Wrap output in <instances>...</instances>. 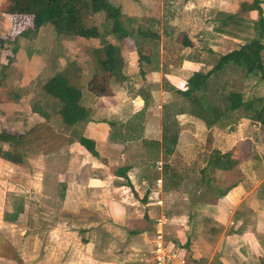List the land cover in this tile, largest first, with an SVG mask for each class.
<instances>
[{"label": "crops", "instance_id": "0c3cea01", "mask_svg": "<svg viewBox=\"0 0 264 264\" xmlns=\"http://www.w3.org/2000/svg\"><path fill=\"white\" fill-rule=\"evenodd\" d=\"M8 1L10 0H0V16L7 17V23H11L12 26L11 19L5 12L6 8L3 7L5 5L6 7L8 6ZM139 1L141 3H138ZM176 1L177 0H162L159 15L162 21L159 23L163 25L162 27H164L165 30H169L168 33L165 32L164 37H171L173 33H171L172 28H168L166 23L172 21L173 18L174 20H178V16H176L175 12L180 11L181 8L177 6V4H174ZM184 1L188 2V5H184L183 11L201 8L200 12L193 10L192 14H200L202 18L204 16L203 20L201 19V25L204 28L197 30L196 27L197 34L191 35L192 31L190 27L194 26L195 30L196 26V23L191 20L189 24L187 23L185 29L181 28L182 30H180L181 33L179 34V38H187V40L191 42V46L181 49V47L179 48L180 42L177 43L176 41L173 43V49L172 46L169 47L167 44L160 45L158 47L159 54L152 57L150 64L142 62L143 65L148 66L153 64L160 68L149 71L143 69V65L139 68L138 57L135 58V60L132 59V62L127 61L124 57V51H131V49H133L130 48L127 43H118L125 62L127 63L125 68V76L127 79L122 84L117 83L110 74L103 72L98 65L99 70L97 71L94 68L88 70L85 63L84 68L80 65L75 67L78 78L80 80L85 79V83L82 85L80 84V86L82 87L83 102L91 112V121L78 127V129L81 128L82 136L94 142L98 156L95 157L90 155L79 145L76 135L71 140L68 139V136L66 137V143L62 145L63 147L60 151H62V160L64 162L62 172L69 180L62 188V203L64 204L71 200L69 207H72L71 209L78 208V210L84 209L86 206L89 209L96 207L103 208L107 210L109 223L120 226L126 224V214L134 207L137 209H146L149 205L154 207L159 214V208L152 205V203L155 198H160L163 201L166 214L171 219L170 225L166 227V232L167 228L174 226L175 221L178 223L175 230V238L170 240V242L172 241L171 244L174 247V252L178 254V257L185 260V264H200V259H204L202 260L205 262L204 264H264V177L261 178L264 173L259 175L254 171H250L251 174H253L252 176L257 177V180L255 185L249 188L246 179L250 178V176L244 168L245 164L251 161V156H254L253 150L249 148V150L246 151V149L250 147V145H254V140H259L261 138L262 133L255 134V131L258 130L256 127L259 124L246 119H240L237 124H232L226 131H223L219 126L207 128L202 121L188 114L185 104L187 102L186 100L179 96L175 98L173 93L169 91L166 86L161 84V82L165 80L167 86L183 91L186 80L194 72H205L210 70L216 64L219 55H224L232 50L238 49L239 47H233L227 52L211 50V47L217 49L223 43L227 45L230 44L229 40L234 42L237 40V37L226 34L223 35V33L215 30L217 27L221 26V23L216 22L215 16L217 12L234 14L238 11L240 3L248 2V0ZM117 4L121 7L122 13L126 16H139L138 11L140 6L142 8V15L140 16L148 18L149 21H154V19L150 17L154 16L152 14L154 8L152 7V0H137V2L134 0H118ZM170 4H172V6ZM259 6L262 9L264 17L263 0H260ZM170 8L171 12L168 11ZM188 16L190 15L188 14ZM249 20L251 22L257 20L256 11H251L249 13ZM11 26L9 28L13 29L14 32L9 34L10 29H8V26H4V24L0 25V39H7V41H9H6L2 46L0 45V56L2 49L3 56L4 50L6 52L9 46L12 47V50L15 48L17 49L15 55V59L17 60H15L10 68H6V65L3 64L2 57H0V106L2 103L10 101L6 106L10 107L12 105V107H16L20 105V102L22 105V97L19 101L15 100L14 95L16 94L11 93V90L16 91L18 88H16V85H14V88H10L11 86L8 85L9 82L7 78L10 77L9 75L11 74L7 75V72H15L17 70L15 66L20 61L19 58L24 55L25 63L29 69V75L33 78V82L35 83V79L39 78V74L46 67V64L43 57H39L37 54L33 55V47L32 45H28L30 43L32 44L33 40H35L34 38L37 37L39 33L37 36L29 39L19 37L21 39L19 40L17 36L22 29H18L17 24H14V26H12L13 28ZM43 27L44 26L41 28ZM6 29H8V31ZM216 36L222 37V39H215ZM196 39L199 41L198 46ZM24 43L27 44L26 47ZM199 44L201 46H199ZM234 46H236V44H234ZM60 48L63 49L61 52L66 50L64 46ZM145 48L148 49V53L150 46L148 47L147 45ZM210 52L213 53L210 57H207ZM214 55L215 58H213ZM66 57V54H64V56L61 55L62 62L66 64L67 67L69 64L71 65V63L68 64L69 60ZM93 59L94 57L89 59L91 64L93 63ZM207 64L211 65L207 67ZM163 65H166V67L173 66V69L165 71ZM134 66L140 77V69L144 74V76L141 77L143 79V85L146 83H154L151 85L146 84L147 86H145L147 88L144 92L141 91L140 88L135 90L131 87L132 85L135 87L131 82L132 77L130 76V73H133ZM85 70L89 72L84 73L83 71ZM100 76L107 79L108 83L105 84L104 79H101ZM24 77V74L19 73V78L23 79ZM141 94H144L146 97L145 100ZM165 106L171 107L170 112H168V117L174 120L170 135L176 136V144L170 153H165L162 148L163 129L165 124L163 121V107ZM1 111H3V108H0V113ZM34 120H36L37 123H43L45 121L37 114H33V121ZM0 121V128L3 132L21 134L20 131L10 130L11 128L5 129V123L1 117ZM243 121H247V123L243 124ZM248 122L250 123L248 124ZM59 124V126L56 124V127L61 130H70L71 132L77 129V127L70 129L60 122ZM47 125L52 127L55 132L54 126L49 123H47ZM245 126H248L247 133L244 131ZM202 140L204 141L205 147L200 151L191 152L190 150ZM183 150L191 156H204L202 159L203 165L200 170L206 166L209 156L211 155L231 153L232 158L237 162L232 169L216 171L209 177L210 180L214 182V177L219 175L217 173H224L222 175H225V179L227 178L226 183H229L222 187L229 188L226 195L218 198L215 202L200 201L195 197V199H197L195 202L198 203L197 207L202 210L207 209L210 211L211 220L221 229V233L217 237L214 247L211 246V250L209 252L206 251L205 254L200 253L198 250H192L190 247L189 249L183 248L188 237L186 230L189 225L188 217L186 218L187 220H184L183 216L174 220L177 217L174 215V218H171L167 210V204L173 201L172 198L181 195L179 191L181 187L177 182L178 179L175 180V178H177L176 173L168 172V167L170 166V158L168 159V157L175 156L176 161L174 162L178 164L181 160V156L187 155L185 153L183 154ZM150 152H152V154ZM51 155L54 156L56 153H52ZM157 163L162 164L161 171L156 169ZM124 166L129 167V169L126 171L125 176H122L120 172ZM254 169L259 170L260 168L254 166ZM78 171H91L93 175L88 179L78 178L75 180ZM235 172L236 174H233ZM230 173L234 175L233 180L232 178L230 180ZM156 175L160 177L154 180L152 176ZM71 176H74V179L71 180ZM80 176L81 175H78V177ZM162 177H165L167 181H171L164 185ZM159 178L162 180V189L160 191L156 189L155 185L156 180ZM176 182L178 184H176ZM103 185H105V187ZM100 187H104L103 190ZM75 192L78 194L82 192L93 194V200L83 201V199L79 201L82 198L79 195H74L73 193ZM102 192L105 194L109 192L116 194L99 199V193ZM74 196L75 199L73 200ZM144 217H146V215ZM154 225L155 223L153 220V234L155 231ZM152 235L149 236V232L146 230H128L126 240L127 242L130 241L131 236L132 238L144 236L147 240H151ZM190 240H192L191 237ZM113 241L116 242V239L110 241V257H115L114 252L110 253ZM205 242L207 243L206 240ZM85 243L88 244L89 242ZM104 247L105 244L98 247V250L105 251L106 249H103ZM128 247L127 245V249ZM96 248L97 247H95L94 251L97 253ZM93 260H96L95 257H93ZM186 260H188V263ZM103 264L115 263L106 261L103 262ZM154 264L157 263L155 262ZM170 264L178 263L172 262Z\"/></svg>", "mask_w": 264, "mask_h": 264}, {"label": "rangeland", "instance_id": "374dc122", "mask_svg": "<svg viewBox=\"0 0 264 264\" xmlns=\"http://www.w3.org/2000/svg\"><path fill=\"white\" fill-rule=\"evenodd\" d=\"M111 1L118 5V0ZM134 1L137 2V0ZM152 1V7H154L152 14L154 16L150 17H152L154 21H149L148 18L140 16L142 15V8L140 6L138 11L139 16L130 17H136L138 19V24L141 30L156 31L160 36V40L157 42L159 46L167 44L169 47L172 46L173 49V43L175 41H177V43L180 42V30L185 29V26L187 23L189 24L191 20L196 23L195 30L194 26L190 27L192 31L191 35L197 34L196 27L197 30L204 28L201 25V19L203 20L204 16L202 18L200 14H192L193 10L200 12L201 8L183 11L184 5H188V2H185L184 0H177L174 4H177V6H180L181 8L180 11L175 12L176 16H178V20H174L173 18L172 21L166 23L168 28H172L171 33H173L171 34V37H164L165 32L168 33L169 30H165L164 27H162L163 25L159 23L162 21L159 16L162 0ZM252 1L253 0H248V2ZM138 3L141 2L139 1ZM8 4L9 3H7V5ZM170 5L172 6V4ZM3 7L6 8V5ZM168 11L171 12V8ZM188 14L190 16H188ZM7 20V17L0 16V25H7L8 29H10L9 27L11 26V23H7ZM11 22L12 26H14L17 22L18 29H23L32 24L31 21H27V19L22 21L18 19L16 21L11 20ZM101 22V16L94 17L89 21L90 24L97 25ZM240 27L241 29L246 28V30L239 32V38L235 40L236 42L229 40L230 44L227 45L223 43L217 49L211 47V50L227 52L233 47H240L241 44H244L246 41L253 38L255 31L254 28L252 29L251 25L248 26L245 24ZM8 29L6 30L8 31ZM13 32V29L9 30V34ZM17 38L19 37L17 36ZM216 38L222 39V37L219 36H216L215 39ZM34 39L35 40H33L32 44L30 43L28 45H32L33 55L37 54L39 57H43L45 59L46 67L39 74V78L35 79L36 82L34 83L33 78L29 75V69L27 68V64L24 60L25 56L23 55L20 57L18 64L16 66L14 65L17 70L12 73H10V71L7 72V75L11 74L9 75L10 77L7 78V81L9 82L8 85L11 86L10 88H14V85L18 88L16 91L11 90V93L16 94L14 95L15 100L19 101L22 97V105L20 102V105L16 107H12V105L7 107L6 104L10 103L8 100L9 102L2 103L0 106V108H3V111L0 113V117L5 123V129L11 128L10 130L20 131L21 133L29 132V143H27V145L18 147L15 151H12L8 146L3 147L5 151H10L15 154V156H21V162L15 163L0 156V264H103V262L106 261H112L115 264H154L155 262L149 254L151 247L150 239L147 240L144 236L139 238H132L131 236L130 241L127 242L126 240L128 230H146L149 232V236L153 234V220L158 214L154 207L148 205V208L146 209H137L136 207L131 208L132 210L130 209V211L126 214V224L118 226L114 223H109L107 210L103 208L101 209L96 207L89 209L86 206L84 209L78 210V208L71 209L72 207H69L71 200L65 202L64 204L62 203V188L63 185L68 182L69 178L63 175L62 172L64 162L62 160L63 155L60 149L63 147L62 145L66 143V137L68 136V139L71 140L75 137V135L77 136L79 129H74L70 132V130L65 131L56 127V124L58 126L60 125V120L58 121V116H56L52 111L55 109V101L43 94L41 84L52 76L53 73L63 70L66 67V64L62 62L63 60L61 58V55L64 56V54L67 55L66 58L69 60L68 64L71 63L74 68L77 65L84 68L85 63L88 70H92L93 68L96 71L99 70L97 62L93 59V63L91 64L89 60L90 58H93L91 48L97 46V41H82L76 38L64 36L58 37L54 27L48 23L40 29L39 35ZM19 40L21 39L19 38ZM111 40L114 41L113 39ZM196 42L198 46L199 41L197 39ZM131 43L132 42L130 41L127 42L130 48H133ZM234 44H236V46H234ZM26 45L27 44L24 43L25 47ZM61 46L66 48L64 52H61V50H63L60 48ZM199 46L201 45L199 44ZM6 50V52L4 50V55L2 56V49L0 56L3 59L4 65L7 64L8 58L13 56L11 46H9ZM147 51L148 49L146 48L143 52L147 54ZM135 53L136 51L134 48L131 49V51L125 50L124 57L127 61L132 62V59L135 60V58L138 57L137 53L136 55ZM212 53L213 52H210L207 57H210ZM213 58H215V55ZM209 65L211 64H207V67H209ZM148 66L143 65L142 68L147 71L160 68L159 66H154L153 64ZM163 68L167 71L169 69H173V66L166 67V65H163ZM83 72L87 73L89 71L85 70ZM19 73L24 74L25 77L23 79L19 78ZM130 74L132 77L131 82L135 85V87H133V85L131 87L135 90L140 88V90L144 92L147 85L154 84L146 83V85L144 83L146 86L143 85V79L136 72L135 66L133 68V73ZM100 77L101 79H104L103 76ZM74 82L82 85L85 83V79L80 80L78 78ZM104 82L107 84L108 80L104 79ZM224 82H228L229 88L241 92L244 100L253 97L257 98L263 94L264 82L259 78V76H249L246 78L244 77V73L242 71L234 67L227 68L224 73L213 77L210 81V91L213 92L215 87L221 86ZM161 84H163V81ZM211 92L209 95L215 105L223 107L222 103L219 101V96L215 93L211 94ZM173 96L177 98V95L174 93ZM36 99L45 105L44 107H46L49 112H52L51 116L53 118L47 123L54 126L53 128H55V132L52 127L47 125L46 121L43 123H37L36 120L33 121L31 106L33 101ZM185 104L187 105L188 102ZM170 110L171 107L167 111L169 112ZM240 119L245 120V118H239L234 121V123L237 124ZM245 123H247V121H243V124ZM249 123L250 122H248V124ZM229 126L222 128L223 131H226ZM33 128L39 129L38 131L44 130V132H42L43 135L37 141H33ZM244 128V131L247 133L248 126H245ZM256 128H258V130L255 131V134L262 133L261 138L259 140H254V145H250V147L246 149V151H248L250 148L254 152V156H251L250 158L251 161L246 163L244 167L245 170H247V174L249 173L250 176V178L246 179L249 188L253 187L257 180V177L252 176L253 174H251L250 171H254L259 175L264 173V127L259 124ZM0 132H2L1 128ZM204 147V141L202 140L190 151H200ZM52 153H56V155L53 156L51 155ZM150 153L152 154V152ZM184 153L187 155L181 156V160L178 164H175L174 162L176 161L175 156L168 157V159L170 158L168 172L170 171L176 173L177 178H175V180L178 179L177 182L181 187L179 188L181 195H176L177 197L172 198L173 201L167 204V210L171 218H174V215L177 217L174 220L179 219L181 216L184 217V220H187L186 218L188 217L189 225L186 230L188 237H191L192 239L190 248L205 254L206 251L209 252L211 250V246L214 247V244L217 241L216 239L221 233V229H219L216 223L211 220L212 217L210 211L207 209L202 210L197 207L198 203L195 202L197 200L195 197H197L200 201L212 199L211 202H215L218 198H212V195H210L205 188L203 189V187L199 186L200 176L198 171L203 165L202 159L204 156H191L183 150V154ZM254 166L259 167L260 169L256 170L254 169ZM217 174L219 175L214 177V182L211 181L212 184L221 190L226 189L222 187L229 184L226 183L227 178L225 179V175H222L224 173ZM233 174H236V172ZM78 175L81 176L78 177ZM92 175L91 171H78L75 180L78 178L88 179ZM71 177V180L74 179V176ZM157 177L160 176H152L154 180ZM229 177L230 180L231 178L232 180L234 179V175H231V173ZM262 177H264V175H262L261 178ZM162 179L164 185L165 183H169L171 181H167L165 177H162ZM177 182L176 184H178ZM103 186L105 187V185ZM103 188L101 189L103 190ZM214 193L215 192L211 194ZM73 194L81 196L82 199L79 201H82L83 199V201L93 200V194H87L86 192H82L81 194L75 192ZM115 194L116 193L112 192H109L108 194L102 192L99 193L100 196H98V198L103 199ZM74 199L75 196L73 200ZM20 207L22 210H19ZM145 215L146 217H144ZM177 226L178 223L175 221L174 226L167 228L166 238L167 240L169 239L167 242L171 250H173L174 247L171 244L172 241L170 242V240L175 238V230ZM211 228L216 229L217 236ZM113 239H116V242L113 241L110 253L114 252L115 257H110L109 249H111V246L109 245L110 241ZM85 242L89 243L86 244ZM104 244L105 247L103 249L106 250H98V247ZM127 245L129 246L128 249ZM95 247H97V253L94 251ZM93 257H95L97 261L93 260ZM202 260L204 259H200V264L205 263ZM186 261L188 263V260Z\"/></svg>", "mask_w": 264, "mask_h": 264}, {"label": "trees", "instance_id": "16d2710c", "mask_svg": "<svg viewBox=\"0 0 264 264\" xmlns=\"http://www.w3.org/2000/svg\"><path fill=\"white\" fill-rule=\"evenodd\" d=\"M251 11L257 12L255 22L249 20ZM5 12L12 21L17 19L31 21V26L20 30L18 34L20 38L29 39L37 36L40 27L48 23L54 27L58 37L97 41V46L91 48V53L97 65L120 84L127 79L125 76L127 63L118 43L132 42L131 45L138 55L139 68H141L142 62L150 64L152 57L159 54V44L157 43L160 40L159 34L156 31L141 30L138 19L124 15L121 7L111 0H10ZM100 16L102 17L100 24L89 23L90 19ZM215 20L221 23V26L215 29L220 33L238 38L239 32L246 30V28L241 29L240 26L247 24L248 26L251 25L252 29L254 28L255 35L238 49L219 55L216 64L210 70L194 72L186 80L183 91L167 86V82L164 80L163 86L186 100L189 106L186 105L188 114L202 121L207 128L212 126L224 128L239 118L257 122L264 127V90L262 96L247 98L246 100H244L241 92L229 88L228 82L215 87L213 92L210 91L212 78L224 73L230 67L242 71L246 78L259 76L264 82V17L259 1L241 2L238 11L234 14L217 12ZM6 41L0 39V45L2 46ZM147 45L150 48L149 52L145 54L143 51L146 50L145 46ZM191 45L187 38L181 37L179 48L182 49ZM11 52L13 56L8 58L6 68H10L15 62L17 49L15 48ZM139 71L141 77L144 76L142 70ZM76 79H78L77 71L73 65L69 64L64 70L55 72L41 84L43 94L55 101L53 113L58 116L62 125L72 129L74 127L78 129V127L91 121L90 109L83 102L82 87L74 82ZM210 92L219 96V101L223 107L215 105L209 95ZM142 96L145 100L144 94ZM44 106L36 99L31 106V112L48 122L53 118L51 116L52 112H49ZM168 109H170L169 106L163 107V121L165 124L162 148L165 153H170L176 144V136L170 135L174 120L168 117ZM38 130L33 128V141L39 140L43 135L44 130ZM76 139L79 145L90 155L98 156L94 142L82 136L81 128L77 132ZM27 143H29V132L15 134L2 131L0 132V156L19 163L22 161L21 156H15L12 152L5 151L3 147L8 146L12 151H15L18 147L25 146ZM236 164L237 162L232 158L231 153L209 156L206 166L198 173L200 186L203 189L205 188L214 199L226 195L229 188L224 190L216 188L209 176L216 171L232 169ZM128 169L129 167L124 166L120 175L125 176ZM213 192L215 193L211 194ZM211 200H207V202H211ZM19 210H22V208L20 207ZM211 229L216 235V229ZM190 246L191 240L190 237H187L183 248L189 249Z\"/></svg>", "mask_w": 264, "mask_h": 264}, {"label": "built area", "instance_id": "2783aa9c", "mask_svg": "<svg viewBox=\"0 0 264 264\" xmlns=\"http://www.w3.org/2000/svg\"><path fill=\"white\" fill-rule=\"evenodd\" d=\"M156 169L158 171L162 170V164L157 163ZM156 189L159 191L162 189V180L161 178L157 179L155 182ZM153 205L159 208V214L154 219L155 231L151 237V250L150 254L152 255L154 261L157 264H170L172 262H177L178 264H185L183 258L178 257V254L169 248L167 238H166V227L171 223V219L166 214L163 201L160 198H155Z\"/></svg>", "mask_w": 264, "mask_h": 264}]
</instances>
